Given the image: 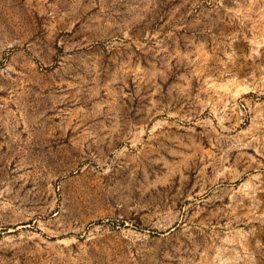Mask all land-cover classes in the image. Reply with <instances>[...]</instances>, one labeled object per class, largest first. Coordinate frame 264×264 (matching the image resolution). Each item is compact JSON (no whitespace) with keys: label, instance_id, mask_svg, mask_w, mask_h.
<instances>
[{"label":"rangeland","instance_id":"374dc122","mask_svg":"<svg viewBox=\"0 0 264 264\" xmlns=\"http://www.w3.org/2000/svg\"><path fill=\"white\" fill-rule=\"evenodd\" d=\"M0 264H264V0H0Z\"/></svg>","mask_w":264,"mask_h":264}]
</instances>
